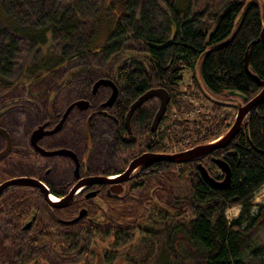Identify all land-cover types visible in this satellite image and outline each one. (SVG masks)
<instances>
[{
    "label": "trees",
    "instance_id": "obj_1",
    "mask_svg": "<svg viewBox=\"0 0 264 264\" xmlns=\"http://www.w3.org/2000/svg\"><path fill=\"white\" fill-rule=\"evenodd\" d=\"M211 1L193 11L174 0H0V124L40 122L49 106L56 110L55 102L69 97H87L95 105L106 89L93 96L94 80L117 77L131 96L157 85L172 90L180 81L168 107L172 113L183 111L180 104L191 108L180 96L196 86L214 112L204 118V129L195 123L196 138L186 146L217 137L232 122L233 116H222L231 107L209 100L195 74L219 100H229L226 92L238 91L243 101L259 92L243 57L247 51L249 71L264 80V0ZM192 120L180 119V143L191 135ZM209 154L230 168L225 187L209 185L198 161L158 163L117 200L116 224L109 216L62 225L38 209L35 238L0 241V261L93 264V247L105 242L104 264L115 263L119 247L128 264H264V239L253 241L264 230V202L250 212L264 184V99L250 109L232 140ZM208 161L200 162L211 172ZM234 205L242 210L228 220L225 210Z\"/></svg>",
    "mask_w": 264,
    "mask_h": 264
},
{
    "label": "flooded vegetation",
    "instance_id": "obj_2",
    "mask_svg": "<svg viewBox=\"0 0 264 264\" xmlns=\"http://www.w3.org/2000/svg\"><path fill=\"white\" fill-rule=\"evenodd\" d=\"M179 75L181 78V73ZM116 78L118 91L111 104L103 106L113 88L100 86L106 92L100 91L95 105L85 109L74 107L57 131L43 134L36 141L44 151L67 149L71 155L44 154L30 137L32 130L40 124L45 125V130L54 128L66 107L56 111L49 106L47 118L34 124H0L5 131H0V153H4L0 157V241L19 243L29 239L28 235L34 239L35 221L41 211L38 209L43 208L57 224H74L84 217L106 220L109 216L116 224L114 207L117 200L129 193L137 179L146 177L152 166L170 162L145 163L127 175L131 161L143 153L175 154L181 151L177 139L180 136L179 113L175 109L173 114L168 108L175 101L180 81L172 90L151 86L164 88L169 95L165 111L152 129L159 98L151 96L144 100L127 120L131 104L143 92L137 96L125 95ZM73 110L87 113L81 117L73 115ZM209 156L210 159L218 158L207 153L193 160L199 163ZM21 179L23 183H13ZM81 212L80 218L67 222ZM0 264L7 263L0 261Z\"/></svg>",
    "mask_w": 264,
    "mask_h": 264
},
{
    "label": "water",
    "instance_id": "obj_3",
    "mask_svg": "<svg viewBox=\"0 0 264 264\" xmlns=\"http://www.w3.org/2000/svg\"><path fill=\"white\" fill-rule=\"evenodd\" d=\"M260 38L264 44V24H263L261 31H260ZM244 67H245V72L255 82H257L258 85L261 86V89L259 90V92L256 93L253 97H251L250 99H248L244 103H230V102L219 101V100L214 99V98L210 97L209 95H207L211 100H213L217 103H221V104H225V105L230 104V105H233L237 108V113L235 115L234 121L232 122V124L229 126V128L224 133H222L219 137H217L216 139H214L212 141L197 144L191 148L182 150V151L177 152L175 154L143 153L140 156L136 157L133 161H131L129 168L126 170L127 175L135 167L140 166V165L145 164V163H150L152 161H157V160H166V161H170V162H185V161H189L195 157H198L200 155L206 154L213 149H217V148L226 146L232 140V138L235 136V134L240 130V128L243 124V121L245 119V116L250 111V109L253 106H256L257 104L262 102L264 99V80H261L259 77H257L255 74H253L249 71L247 51H245V55H244ZM99 85H109L113 88L110 96L107 99V101H105L103 103V106L111 104L112 101L114 100L115 96H116L117 87L115 86V84L112 82L111 79L101 77L93 83V85H92V92L93 93L97 90ZM202 90H203V88H202ZM234 93L237 94V92H234ZM151 96H157L160 100V103H159L158 109L155 113L153 124H152V129H153L157 125L159 119L162 117V115L165 111V108L167 106V103L169 101V95L164 88H161V87L149 88L146 91H144L141 95H139L138 98L131 104V106L127 112L126 119L128 120L130 118L131 114L133 113V111L135 110V108H137L144 100H146L147 98H149ZM75 106L79 109H85L89 106V102L86 99H78V100H75L74 102H71L65 108L59 123L54 128H52L51 130H45L44 124L38 125L31 132L30 137H31L32 143L39 148V146L36 144L37 139L40 136H42L43 134H47L50 132L57 131L61 127V124H62L63 120L65 119L66 115ZM0 131H4V130L0 128ZM39 150L44 154L60 153V154H65V155H71V151L67 150V149L66 150L61 149V150H57L55 152L44 151L40 148H39ZM3 155H4V153L1 152L0 157ZM212 160L215 163H217L224 170L225 175H224L222 180H216L213 177H211L202 165H198V169L200 170L202 176L204 177L205 181L209 185H211L214 188H223L228 184V182L230 180V168L224 161H221L219 159H212ZM13 183H23V182L21 179V181L18 180V182H13ZM83 212H81L77 217H75V218H73L67 222L71 223V222L77 220L78 218H80L83 215Z\"/></svg>",
    "mask_w": 264,
    "mask_h": 264
},
{
    "label": "rangeland",
    "instance_id": "obj_4",
    "mask_svg": "<svg viewBox=\"0 0 264 264\" xmlns=\"http://www.w3.org/2000/svg\"><path fill=\"white\" fill-rule=\"evenodd\" d=\"M174 1H176V3L179 4L181 7H186L188 4H190L191 8L194 11V10H197V9H201L207 0H174ZM211 2H215V1L213 0ZM187 89H188V87H187ZM71 95H72V93H68L66 96H71ZM180 97H181V100H183V98H187L192 103L191 108H189L188 110L182 109L181 108V104H180L179 109L183 110V111H181V112L179 111V114H177V116H180V119H182V118H185V119L188 118L189 120L193 119L189 123V125L187 123V126L190 128L192 133H191V135H188L189 138H188L187 141L182 142L181 147H182V149H184L186 147V144H187L188 141L193 142L195 140V138H196L195 134L193 133L194 130L191 129V128H193L195 126V123H196L198 126L201 125L202 128L204 129L206 127V122H208V121H205L204 118H206V117L207 118H211V113H213L214 111L211 108L210 102H208V101H206L204 99L202 93L198 91L196 86H190L189 87V91H186ZM69 98L71 99V97H69ZM70 99H65V100H63L61 102L56 101L55 102L56 110H58V111L62 110L65 107L66 103L68 101H70ZM19 102L21 104H24V105L27 106V103H24V102H21V101H19ZM57 102H58L59 106L57 105ZM0 104H1V102H0ZM0 108H1V106H0ZM15 110L17 112H19L18 108L14 109V111ZM34 111H35V109H33V111L29 110V113H26V114H28L29 117H26V119H24V120L27 121V122H30V117L32 115H34V113H35ZM208 112H209V115H204V114H208ZM235 113H236V109L234 110V109H231V108H227V109H223V111H222L223 115L222 116L228 117V120H230L232 118V116L235 115ZM35 115H37V114H35ZM20 120L22 121V118H20ZM11 122H13V121L11 120ZM262 202H264V184L255 193L254 198H253V200L251 202L250 212L254 213L256 211V209H257L258 204H260ZM241 210H242L241 206L235 205L232 208H229L227 211L225 210V215L229 219H231V218L233 219V218H236L239 215ZM263 239H264V230L258 231L253 236V241L256 244H259ZM97 244H98V246L95 245L96 247H93V250H94V252L96 254L93 264H104L103 263V259L101 257V250L104 247L105 242H98ZM123 249H124V247H119L118 248L117 251H119V255H118V258L115 260L114 264H128L126 262V260L123 258V253L120 254V252H122ZM81 264H83V263H81Z\"/></svg>",
    "mask_w": 264,
    "mask_h": 264
},
{
    "label": "bare ground",
    "instance_id": "obj_5",
    "mask_svg": "<svg viewBox=\"0 0 264 264\" xmlns=\"http://www.w3.org/2000/svg\"><path fill=\"white\" fill-rule=\"evenodd\" d=\"M245 55V54H244ZM243 63H244V57H243ZM243 67H244V65H243ZM244 70H245V67H244ZM206 165V164H205Z\"/></svg>",
    "mask_w": 264,
    "mask_h": 264
}]
</instances>
